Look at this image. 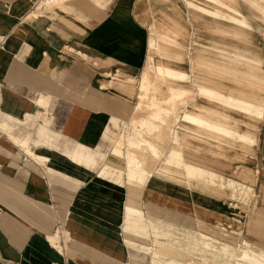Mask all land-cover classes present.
<instances>
[{"label": "crops", "instance_id": "obj_1", "mask_svg": "<svg viewBox=\"0 0 264 264\" xmlns=\"http://www.w3.org/2000/svg\"><path fill=\"white\" fill-rule=\"evenodd\" d=\"M37 1L0 0V36L7 37L0 48V264H153L140 249L147 251L151 243L156 255L195 261L166 241L177 239L196 252L188 232L204 230L218 238L215 229L237 217L243 195L189 176L167 157L184 162L188 172L194 167L214 172L216 180L237 181L246 191L256 185L264 195V113L251 119L233 104L207 99L193 64L203 57H190L194 96L176 115L172 147L147 179L133 180L124 149L115 145L126 122L115 116L128 118L136 108L148 64L150 78L161 79L165 61L173 59L157 56L160 74L153 66L149 45L158 35L147 40L153 22L148 1L137 6L138 0H64L65 7L49 9L38 8ZM249 6L242 4L243 12L256 31L235 40L238 45H219L227 56L237 50L245 59L264 57V33ZM161 14L177 38L183 23L191 37L197 27L208 26V14L195 17L188 2L183 23L175 11ZM168 47L161 45L169 53ZM115 70L134 76L141 70L135 104L123 101L131 95L111 84ZM178 82L169 84L168 93L178 91L182 99L188 90ZM206 82L226 95L242 93L228 78ZM185 110L235 124L255 142L215 147L196 124L188 141L180 133ZM148 220L163 240L127 228Z\"/></svg>", "mask_w": 264, "mask_h": 264}, {"label": "rangeland", "instance_id": "obj_2", "mask_svg": "<svg viewBox=\"0 0 264 264\" xmlns=\"http://www.w3.org/2000/svg\"><path fill=\"white\" fill-rule=\"evenodd\" d=\"M39 1L40 0H38L37 3ZM141 1H148L149 17L150 20H153L150 25L151 31L147 38L148 41L151 34L160 35V33L163 32L160 26L168 28V23L164 20L161 12L169 11V13H172V11H175L183 23L182 16L184 6L187 5V2L193 10L195 9V17H202L206 14L214 16V18H212L206 15L205 18L208 20V24H206L208 26L197 27L193 37L189 34V28L183 23L184 27L181 29L183 32L179 38L172 36L166 39L168 40L166 43L169 46L166 50L169 51L173 58L164 63L167 77L171 80L169 84L174 88V86L179 83L178 81H183L184 86L188 90L183 98L178 100L175 104V118L178 116L179 119L181 114L179 111L181 108L185 107L194 96L189 71L191 65L190 57L195 58L196 56L203 57L201 59L196 58L193 64L194 73L197 74L198 79H200L199 84L201 83L200 85H202L200 91L208 97L207 99L211 101L219 99L226 103L233 104L236 108L240 109L247 118L255 119L263 115L264 57L262 53L260 57L245 59L243 58V54L235 50L232 54L227 56V49L219 47V45L235 46L238 45L237 43L234 44L235 40L246 39L248 36L251 37V35L255 33L256 30L251 27L248 20L249 18L246 16V13H244L245 11L243 12L242 4L248 3L252 6V8L249 6L250 8L248 9L253 12V16L260 22L259 32L264 33V0H138L137 6H139ZM44 5L46 6V4ZM65 5L66 2L64 0H59L47 6L49 9L53 6L65 7ZM155 8L158 9L154 10ZM222 15L229 17V19L219 18ZM219 26L222 27L223 30H214ZM209 42H213L214 44L217 43L218 46L209 47ZM213 43H211V45ZM245 44L248 45V43ZM250 44L252 43L250 42ZM215 51L218 52V57H216V54L211 55V53ZM219 53L220 55L222 54L223 57H221ZM153 55L156 56V58L152 60L153 66L160 74L158 54L155 52ZM147 56L146 54V58ZM230 64H234V66ZM240 65H244L245 68L241 69ZM140 72L135 76L124 73L121 70H115L113 73H110L111 84L119 85L122 92L131 95L123 101H129L135 104L137 99L136 92L140 85ZM160 75L161 79H159L157 83L164 88V92L168 93L169 84L167 78L165 74L161 73ZM227 78L230 79L234 85L240 86L242 90V93L240 92L241 94L226 95L217 84L214 85L206 82L211 81V79L216 82L227 80ZM219 110L220 109L217 107L213 109L214 112L218 113L220 112ZM144 113L145 111L141 112V110H136L134 106V110L128 118L124 119L115 116L126 122L122 128L117 131V138L122 135L127 143L129 137L134 139L137 137L138 132L151 129L149 126L135 127V125H137L135 118L144 115ZM174 116L169 118L171 122H174L172 125L170 124V127L176 123V119H173ZM182 120L183 130L180 133L188 141L189 138H187V135L191 131L189 128L192 124H196L203 127L208 137L214 140L209 139L211 144L215 147L221 146L225 141L230 145L237 146L238 144L241 147L255 142L252 133L247 131L243 132L236 128L235 124L229 125L228 122L219 118L213 120L209 118L207 114L203 115L201 112L195 115L191 110H185ZM129 132H131V134ZM166 161L169 165L182 167L189 176L199 177L215 185L219 184L223 187L229 186L233 191L238 194L241 193L243 196L239 197L240 201L239 204H237V208L238 211H240L237 217L231 219L227 223H219L218 226H220V228L215 229L216 233H218V238L211 235L212 233L204 230H199V232L197 230L188 232V238L195 244L194 248L196 252L186 248L182 243H178L177 239H174L175 242L164 240L172 245H178L186 252L191 253L195 261H173L169 257L156 255L155 245L151 243L147 251L140 248L144 253L151 254V262L153 264H264V195L260 193L258 187L256 185L246 186L248 190L246 191L237 181L231 180L230 182H225L223 180H216V174L212 171L192 167V171L188 172L187 165L184 164V162L173 160L169 156ZM141 216H143L142 213ZM148 221L150 222L151 220ZM127 228L132 229L137 234L139 233L147 237L152 231L155 235L152 240L156 238L161 239L158 237L161 232L152 221L148 224H146V222L140 224L136 221L132 224H128ZM149 228H152V230ZM242 246L248 251V255L241 256L240 248ZM141 258L143 262L145 260V254H142Z\"/></svg>", "mask_w": 264, "mask_h": 264}, {"label": "bare ground", "instance_id": "obj_3", "mask_svg": "<svg viewBox=\"0 0 264 264\" xmlns=\"http://www.w3.org/2000/svg\"><path fill=\"white\" fill-rule=\"evenodd\" d=\"M58 1L59 0H40L37 3V7L40 8L43 7L44 4L50 5ZM173 23L175 24L176 21H173ZM161 29L163 32L157 37H153L150 41L149 53L153 55V53L156 52L160 57L171 58V55L163 50L161 45L164 43L167 44L166 42L168 40L166 39L175 35L173 30L174 26L173 24L172 26H168V28L161 26ZM148 66L149 64L144 73L146 76H144V83L141 85V91L136 106V110H141V112L145 111V113L135 118V122H137L135 127L149 126L151 129L138 132L137 137L134 139L129 137L127 143L122 135L115 141V145L123 148L128 158L129 170L127 175L133 180L141 182L147 179L151 174L152 167L156 166L154 163L159 162H157V159L161 158L165 153L168 154L169 149L172 147L176 123L170 127L174 122H171L169 118L175 115L173 114L175 104L178 100H181V94H179L178 91L166 93L163 90L164 88L157 83V81H159L158 78L153 80L150 78L148 72L151 71L152 68L150 66L148 68ZM161 71H163L162 74H165L168 82L169 78L165 72V66L162 67ZM173 119L177 118L174 116ZM240 254L241 256H246L248 255V251L242 246L240 248Z\"/></svg>", "mask_w": 264, "mask_h": 264}, {"label": "built area", "instance_id": "obj_4", "mask_svg": "<svg viewBox=\"0 0 264 264\" xmlns=\"http://www.w3.org/2000/svg\"><path fill=\"white\" fill-rule=\"evenodd\" d=\"M6 35H1L0 36V48H3L4 44L6 43Z\"/></svg>", "mask_w": 264, "mask_h": 264}]
</instances>
